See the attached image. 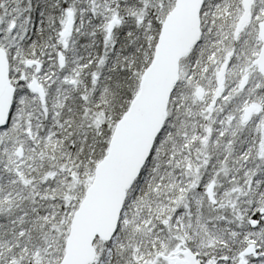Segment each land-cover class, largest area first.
<instances>
[{
    "label": "snow or ice",
    "instance_id": "snow-or-ice-1",
    "mask_svg": "<svg viewBox=\"0 0 264 264\" xmlns=\"http://www.w3.org/2000/svg\"><path fill=\"white\" fill-rule=\"evenodd\" d=\"M0 264H264V0H0Z\"/></svg>",
    "mask_w": 264,
    "mask_h": 264
}]
</instances>
